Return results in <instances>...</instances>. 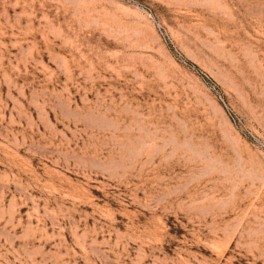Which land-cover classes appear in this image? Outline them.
I'll use <instances>...</instances> for the list:
<instances>
[{"label": "rangeland", "instance_id": "1", "mask_svg": "<svg viewBox=\"0 0 264 264\" xmlns=\"http://www.w3.org/2000/svg\"><path fill=\"white\" fill-rule=\"evenodd\" d=\"M0 264H264V0H0Z\"/></svg>", "mask_w": 264, "mask_h": 264}]
</instances>
